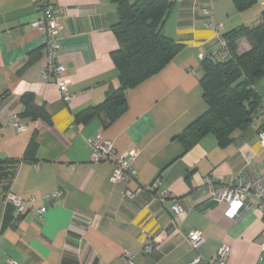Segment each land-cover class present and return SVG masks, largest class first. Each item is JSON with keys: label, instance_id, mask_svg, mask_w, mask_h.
<instances>
[{"label": "crops", "instance_id": "crops-1", "mask_svg": "<svg viewBox=\"0 0 264 264\" xmlns=\"http://www.w3.org/2000/svg\"><path fill=\"white\" fill-rule=\"evenodd\" d=\"M169 1L164 32L183 45L181 50L125 91L127 107L118 118L99 115L75 123L78 111L99 104L120 85L111 56L118 47L112 31L117 5L53 0L61 26L55 36L56 56L64 66L59 78L70 95L65 101L55 81L42 76L48 35L32 25L39 13L31 0H0V95L6 93L0 101V161H15L10 190L33 198L16 224L1 229L0 264H126L124 251L132 264H188L196 255L213 258L223 244L230 246L226 264H261L263 219L256 200L230 217L227 203L212 199L207 180L228 184L263 171L259 131L264 119L235 131L223 146L211 133L194 144L177 136L207 108L198 55L213 52L219 58L217 35L258 18L245 17L250 8L238 11L232 0ZM208 4L218 30L206 25ZM249 48L244 39L238 42L239 54ZM255 89L264 103V78ZM27 92L44 107L49 123L22 114L21 97ZM13 118L25 128L12 125ZM97 137L111 140L116 156L136 151L135 178L111 181L113 163L92 159L88 139ZM137 187L144 189L129 198L126 190ZM56 190L62 195L51 197ZM173 200L184 208L175 225ZM41 207L46 210L39 218ZM191 229L204 237L197 249L184 235ZM149 239L155 249L145 253Z\"/></svg>", "mask_w": 264, "mask_h": 264}, {"label": "trees", "instance_id": "trees-1", "mask_svg": "<svg viewBox=\"0 0 264 264\" xmlns=\"http://www.w3.org/2000/svg\"><path fill=\"white\" fill-rule=\"evenodd\" d=\"M117 5L118 20L112 26L117 49L111 53L120 85L109 91L102 102L86 107L74 115L75 123H85L103 115L108 121L118 118L126 109L125 91L160 71L183 46L164 32L171 8L169 0H112ZM238 11L251 8L260 0H232ZM226 44V52L216 58L204 53L199 82L206 110L177 135L194 144L206 134H213L217 143L227 145L235 131H242L264 112L263 100L255 84L264 78V9L258 20L239 25L217 38ZM244 39L250 48L238 53V42ZM221 48V47H220ZM31 54L26 64L32 62ZM6 93L0 95V101ZM22 114L32 120L50 122L43 106L35 103L33 93L21 97ZM261 126H264L261 125ZM30 147H27L25 154ZM15 161H0V231L16 224L22 215L14 214L11 203L5 202L10 188Z\"/></svg>", "mask_w": 264, "mask_h": 264}, {"label": "built area", "instance_id": "built-area-1", "mask_svg": "<svg viewBox=\"0 0 264 264\" xmlns=\"http://www.w3.org/2000/svg\"><path fill=\"white\" fill-rule=\"evenodd\" d=\"M31 2L34 11L39 13V18L32 22L33 27L45 31L48 35L46 42L47 65L42 71V76L47 80L53 79L62 94L63 99L69 101L70 95L67 93V84L59 78L64 71V66L58 60L55 52V36L61 27L58 20L57 6L54 4L53 0H31ZM203 13L207 18V26H212L215 30H218L221 27V25H214L212 22L211 4H208L203 8ZM217 38L220 39V34L217 35ZM220 47L226 52V44L222 39H220ZM198 56L202 59L205 54L200 53ZM190 71L193 73L195 72L194 69H191ZM11 124L19 130L25 128L24 125L18 124L14 118L11 120ZM259 139L260 142L264 144V127L259 131ZM88 141L93 147V160H106L113 163L114 168L110 177L112 182L127 181L136 177V171L132 166L133 159L136 155L135 150H129L116 156L114 144L111 140L100 141V137H97L94 139H88ZM207 184L211 189V196L214 201H224L227 203L228 214L230 217L237 216L242 209L247 208L250 203L249 199L254 198L256 200L255 209L260 213L263 219V241L260 245L261 253L259 261L261 264H264V169L251 180H243L241 177H237L234 181L228 184L214 185L210 180H207ZM142 189L144 188L137 187L135 191L126 190V195L129 198H133ZM62 193V190H56L50 196L60 197ZM32 199V197L28 199L22 198L14 194L9 188L3 203H11L14 207V214L19 216L23 214ZM45 210L46 207H41L38 210L39 218L42 217ZM183 213L184 208L180 201L173 200L171 205V221L174 225L178 223L179 218ZM184 235L193 249H197L204 242V237L198 229L188 230ZM154 249L155 243L152 239H149L143 247V252L151 253ZM229 253L230 246L223 244L217 249L213 258L204 259L200 255H196L188 264H226ZM123 255L126 259V264H132L129 253L124 251Z\"/></svg>", "mask_w": 264, "mask_h": 264}, {"label": "rangeland", "instance_id": "rangeland-1", "mask_svg": "<svg viewBox=\"0 0 264 264\" xmlns=\"http://www.w3.org/2000/svg\"><path fill=\"white\" fill-rule=\"evenodd\" d=\"M264 9V0H260L258 3H256L254 6H252L250 8V10H248V12H246V16L248 18H252V19H257L260 16V12ZM258 20V19H257ZM256 21V20H255ZM264 119V112H262L258 118H255L253 120V122H251L245 129H243L242 131L246 130L247 128L250 129V127L252 125H254L258 120H262Z\"/></svg>", "mask_w": 264, "mask_h": 264}]
</instances>
